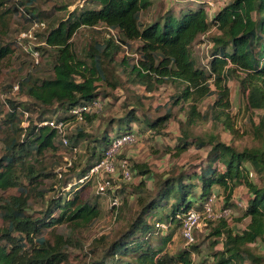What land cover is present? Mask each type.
Returning <instances> with one entry per match:
<instances>
[{
    "label": "trees",
    "instance_id": "trees-1",
    "mask_svg": "<svg viewBox=\"0 0 264 264\" xmlns=\"http://www.w3.org/2000/svg\"><path fill=\"white\" fill-rule=\"evenodd\" d=\"M10 1L0 0V31L7 28L13 12L30 23H40L46 16L56 17L55 6L43 12L36 6V0L20 1L21 7L18 8L14 4L8 6ZM85 1L91 7L72 10L65 19L51 26L44 36L43 51L52 57V75L40 78L28 74L18 82L17 90L32 101L6 98L9 108L4 122L11 126L12 131L1 139L0 190L15 188L18 194L0 202V218L6 224L1 234L0 264L67 263L68 245L77 240L69 233H56L50 238L43 232L47 227L63 223L75 228L87 225L99 216L96 203L91 204L80 195L92 181L81 183L79 179L101 161L113 135L132 133L138 137L139 133L128 126L130 121L144 123L143 128L161 135L172 117L170 109L160 117L143 119L136 115V108L129 110L127 118L118 121L126 126L119 127V131L112 134L104 129L101 137L95 140L97 144L90 158L84 168L74 174V181L70 177L62 180L65 173L58 178V173L43 169L37 171L30 163L31 157L36 158L46 150H56L59 137L57 131L45 122L53 118L65 123L77 120L71 110L100 98L99 83L107 79L109 65L119 66L131 83L142 85L147 91L166 83L177 85L178 91L170 97L171 102L184 103L187 108L176 142L173 146H165V150L179 156L194 146L208 148V155L202 168L161 179L157 191L146 196L142 194L145 191L142 178L151 170L145 163L133 164L130 171L134 170V175L142 177L132 190L139 210L126 229L113 239L109 240L107 236L93 238L90 247L93 260L90 264H194L191 257L192 251L198 248L195 243L175 254L164 251L163 245L171 240L174 229L181 226L176 216L191 208L201 211L213 194V186H218L220 195H225V207L232 205L241 211L238 218L241 229L234 232L227 217L206 220L207 227L216 222L211 235L217 238L211 242L210 249L219 242L222 248L210 251L201 263L264 264V254L250 246L256 242L264 244V142L239 150L212 132L203 137L192 130L195 125L211 119L214 125L221 123L235 132L229 115L231 97L228 81L233 78L246 96V109L261 111L259 121L250 123L252 135L262 139L264 0H229L211 16L204 2L198 0L194 7L192 3L177 14L169 9L149 22L141 20V13L151 7L152 0ZM100 24L107 27L109 36L100 43L93 41L84 57L79 56L74 50L73 35L82 27ZM212 29L215 33L208 36L211 43L208 61L199 66L192 48L200 44L201 36H207ZM132 42H136L135 62L130 64L132 58L125 54L116 60L115 55L124 53ZM12 52L10 44L0 45V62ZM209 97H214L213 102L201 112L199 104ZM33 110L37 113L35 118L30 113ZM22 111L28 113L26 126L20 125ZM96 115V110L91 109L82 114V119L92 120ZM85 135L82 129H77L76 134H66L68 148H76L77 142ZM59 143L63 146L61 140ZM51 175L58 182L55 187L63 181L59 186L61 194L48 200L49 204L40 216H33L29 211L32 198H43L48 190L53 189L52 186L50 189L42 186L41 177L50 178ZM255 175L259 183L254 181ZM241 185L247 188L250 197L243 206H238L233 193ZM196 187L200 188L198 195L194 194ZM159 210L163 211V216L158 215L156 222L169 224V229L161 234L154 228L155 223L147 221L148 216H155ZM154 236L158 240L152 243Z\"/></svg>",
    "mask_w": 264,
    "mask_h": 264
},
{
    "label": "rangeland",
    "instance_id": "rangeland-1",
    "mask_svg": "<svg viewBox=\"0 0 264 264\" xmlns=\"http://www.w3.org/2000/svg\"><path fill=\"white\" fill-rule=\"evenodd\" d=\"M20 1L23 0H11L8 2V6L14 4L16 8L21 7L19 4ZM193 1L152 0L151 7L141 13V20L143 22H149L169 9L177 14L181 8L189 7L192 3V7H194L195 2L198 0ZM225 1L227 2L229 0ZM35 4L43 12H48L51 10L52 6H55L57 8L56 17L53 19L51 16H46L40 23H30L19 13L13 12L14 14L8 19L7 28L0 31V45L10 44L13 49V52L0 62V146L1 139L5 138L6 135L12 131L11 126L4 122L5 113L9 108L6 98L17 99L23 102L32 101L23 93L14 90L13 86L17 85L18 82L22 81L28 74L40 78L52 75V57L49 56L47 52L43 51V47H45V34L51 26L56 24L60 19H65L72 10L80 9L82 6L86 8L91 7V4L87 3L85 0H36ZM214 11V9H211L209 12L213 13ZM34 23H36V25H33ZM108 32L109 30L107 27L102 24L94 27L80 28L72 37L75 52L79 56L84 57L89 45L93 43V41L97 43L102 42L109 36ZM214 33L215 30L212 29L207 36H201L199 41L201 43L194 45L192 48L193 57L199 66H204L208 61L211 47L208 36ZM113 34L115 33L113 32ZM113 34L111 33V35ZM38 47L42 49H37ZM135 47L136 42H132L131 46L126 48L124 53H117L115 59L119 60L123 54H125L127 58H132L129 62L133 64L135 62ZM35 52H37L36 56ZM106 77L107 79L105 81L99 83L101 107L99 110H96V117L92 120L77 119L67 123L64 135L76 134L77 129H82L84 134H86L77 142L75 150H70L68 144H65L61 136H59L58 139L63 142V146L60 145L57 139L56 150H46L36 158L33 156L31 157L30 163L35 166L37 171L43 169L47 172L58 173V175L65 173L61 178L62 180L65 179V177H70L71 181H74V174H76L79 169L84 168L88 158H90L91 152L97 144L95 140L101 137V133L104 129L107 130L108 134H112L117 133L119 127L123 128V126H126L118 121L127 118V112L129 110L136 108V115L143 119L160 117L167 112V109H170L172 117H170L167 124L162 129L161 135H157L154 131L150 132L148 129L143 128L144 123L140 124L130 121L128 126L137 131L139 135L138 137L135 136V141L133 143L124 146L115 158V164L117 166L121 160H126L128 165H130L129 168H132L133 164L145 163L150 168L151 173L144 175L142 178L141 176L134 175L135 171L132 170L131 179L124 180L118 175L120 172L118 170L117 176L111 177L112 188L105 195H98L95 192L93 179V183L90 182L88 187L84 189L80 195L91 204L96 203V206L99 208V216L90 224L81 225L76 228L69 223H63L44 229L43 235L46 237L52 238L56 233H69L77 240L75 241L76 244L72 242L68 245L67 253L69 260L65 264H90L93 260V255H91L90 252L93 238L107 236V238L111 240L126 229L130 221L134 218L135 213L139 210L132 190L136 188L141 178L145 181V186H143L145 191L142 194L144 196H146L147 193L154 194L157 191L161 179L179 174L183 171L193 172L194 170L202 168L203 162L207 159L208 155V148L198 149L194 146H191L179 156H176L173 151L167 153L165 150V146H173L176 142V137H178L180 133V122L184 120V111L187 108V105L184 103L173 104L171 102L170 97L178 91L177 85L166 83L158 86L153 91H147L144 86L131 83L121 68L113 65L108 66ZM228 86L231 97L229 115L235 132L221 123L214 125L211 119L195 125L192 128L193 132L203 137L207 133L212 132L216 134L221 141L226 144H231L239 150L243 147L259 146L261 141L264 142V131L262 139L252 135V125L250 122L257 123L259 121L258 115L261 111L246 109V96L241 92L239 83L235 79L231 78L228 81ZM213 100L214 97L205 99L199 104L198 109L201 112L204 111L207 105L211 104ZM30 113L33 118L37 116L35 110ZM20 125H27L24 115L21 117ZM69 160L71 161L70 166L67 165V161ZM49 177L50 178L42 176L41 185L45 186L47 189H50L52 186L53 189L48 190L43 198H32L29 211L33 216H40L42 210L47 208L49 204L48 200L61 194L59 186L63 184V181L59 186L55 187L58 182L53 175ZM253 179L255 182L259 183L256 175ZM68 188L69 186L65 189ZM212 192L216 196V207H221V205L224 204L223 197L225 195H220L221 189L218 186H213ZM136 193L138 194V191ZM198 193H200V188L196 187L194 194L198 195ZM13 194H18L15 188L6 191L0 190V202L3 198ZM217 194H219V196H217ZM112 196H117L120 201V206L116 210L110 208V197ZM249 197L247 188L242 185L236 187L233 193L234 201L246 203ZM230 209L231 213L226 220L234 232H240L241 227L238 218L240 217L241 211L238 207L232 205ZM158 215L162 217L163 211L159 210V213L156 212V215L153 217L148 216L147 221L153 224L155 223L154 228L159 231L160 234L165 233L169 229V224L165 221L156 222ZM159 224H163L164 226L160 227ZM215 224L216 222H212L209 227H207L206 223H203L200 228L194 231L193 243L198 246L196 251H192L193 254L191 258L194 264H200L202 260L208 256L207 254L210 251L221 250V242L217 243L213 249H210L211 242L217 238L211 235L212 227ZM5 226V222L0 218V244L3 242L1 240V234H3ZM158 235L159 234L156 236ZM157 238L155 236L152 237V243L157 242ZM187 245V242L181 237L179 227L174 229L171 240L163 245V250L175 254L184 247H187ZM250 246L255 251L264 254V244L261 242L250 244ZM211 262L212 261H206L201 264H210Z\"/></svg>",
    "mask_w": 264,
    "mask_h": 264
},
{
    "label": "built area",
    "instance_id": "built-area-1",
    "mask_svg": "<svg viewBox=\"0 0 264 264\" xmlns=\"http://www.w3.org/2000/svg\"><path fill=\"white\" fill-rule=\"evenodd\" d=\"M204 2L206 11L209 13L208 15H213L218 9H220L225 3V0H200ZM215 10L213 13H210V10ZM33 25H36L34 23ZM37 52H35V56ZM18 86H13L14 90H17ZM101 107V99L96 98L91 101L89 104H83L71 110V113L75 116L76 119H82V114L91 111V109L99 110ZM25 119L28 116L26 111H22ZM22 115V116H23ZM27 123V122H26ZM50 127L54 128L58 135L61 136L63 142L67 143V138L64 135L67 123L62 120H57L53 118L51 120L46 121ZM135 141V135L132 133H126L122 135H113L111 138L107 148L104 151V155L101 161L95 164L89 172L79 179V182L83 183L87 180H91L93 183L94 179V188L95 192L99 195H105L112 188L111 177L117 176V171L119 170L120 177L124 180L131 179V171L128 167V163L126 160H121L118 163V166L115 164V158L119 154L120 150L124 148V146L131 144ZM75 150V148H74ZM67 165H71V161H67ZM61 177V174L58 175ZM216 196L211 194L207 201L199 211L196 208H191L187 212L182 215H177L176 217L181 221L180 233L181 237L187 242V244H191L194 242V231L197 228H200L206 220H215L220 218L228 217L231 213V209L229 207H225L224 204L221 207H216ZM236 204L238 206H243L245 203L241 201H237ZM120 206V201L117 196L110 197V208L112 210L118 209ZM158 226V225H157ZM160 227L164 226L163 224H159Z\"/></svg>",
    "mask_w": 264,
    "mask_h": 264
}]
</instances>
